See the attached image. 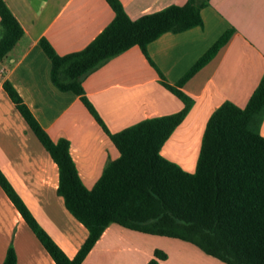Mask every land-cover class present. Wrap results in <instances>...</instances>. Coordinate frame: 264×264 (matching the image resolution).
I'll use <instances>...</instances> for the list:
<instances>
[{
  "label": "crops",
  "instance_id": "0c3cea01",
  "mask_svg": "<svg viewBox=\"0 0 264 264\" xmlns=\"http://www.w3.org/2000/svg\"><path fill=\"white\" fill-rule=\"evenodd\" d=\"M120 1L136 20L189 0ZM5 2L25 34L0 63V168L41 226L72 258L86 242L89 231L67 209L58 192L59 167L16 108L4 82L8 79L13 84L55 141L61 138L70 141L79 174L92 189L108 163L121 154L80 96L61 91L53 83L52 61L40 41L46 38L60 55L81 51L116 14L107 0ZM202 17V26L179 33L167 32L150 43L148 55L140 46H134L83 80L88 99L112 133L184 108L183 100L162 81L189 96L193 108L162 150L171 161L186 162L192 159L187 157L192 152L199 158L211 115L226 101L246 107L264 76V0H209L202 9ZM229 29H234L229 42L179 86ZM261 133L264 135V122ZM181 139L189 140L186 145L192 150L183 155L186 160L173 155L168 147L173 140ZM184 164L195 172L197 164ZM157 236L111 224L83 264H149L156 249L168 254L159 264H187L195 256V251L182 243L185 241L174 238L162 242ZM11 247L17 253L18 264H57L0 185V264ZM201 254L203 264H210V255Z\"/></svg>",
  "mask_w": 264,
  "mask_h": 264
},
{
  "label": "trees",
  "instance_id": "16d2710c",
  "mask_svg": "<svg viewBox=\"0 0 264 264\" xmlns=\"http://www.w3.org/2000/svg\"><path fill=\"white\" fill-rule=\"evenodd\" d=\"M114 20L83 50L60 55L43 38L52 61V80L61 91L79 95L110 136L120 157L108 163L92 189L83 182L66 138L55 141L40 124L13 84L4 88L31 130L51 154L60 173L59 194L71 214L89 231L74 257H69L41 226L0 168V185L57 264H83L111 224L138 232L189 242L227 264H264V76L246 107L224 102L209 118L195 172L162 154L165 144L191 112L194 102L177 86L163 85L183 100L174 114L143 120L112 133L83 86L84 78L134 46L148 55V46L167 32L203 25L209 0H189L132 19L120 0H107ZM0 63L22 39L25 30L5 0H0ZM226 31L179 82L184 85L229 42ZM168 254L156 249L149 264ZM2 264H18L9 248Z\"/></svg>",
  "mask_w": 264,
  "mask_h": 264
},
{
  "label": "rangeland",
  "instance_id": "374dc122",
  "mask_svg": "<svg viewBox=\"0 0 264 264\" xmlns=\"http://www.w3.org/2000/svg\"><path fill=\"white\" fill-rule=\"evenodd\" d=\"M209 3V2H208ZM230 30V29H229ZM228 31V30H227ZM233 36V34H232ZM231 36V37H232ZM187 141L189 143V140L187 139H181L179 141L177 140H173L172 142H170V144H168V147L169 149L173 152V155H177L179 157H181V159L183 158V160L185 159L186 160V157H184L186 154H189L192 150L191 149V146H188L187 147ZM185 143V144H184ZM182 151H185L184 153H182ZM181 154H180V153ZM184 155V156H183ZM187 157H190L192 159H189L186 160L187 163H191L192 165H196L197 164V160H198V156L196 154H193V152L191 153V155L187 156ZM172 160V159H171ZM174 162H176L177 164H179L181 167H183L184 169H186L187 171L191 172L188 168H186V165L184 163L186 162H183V161H180L179 159L177 160H173ZM158 239H160L159 241H174L175 239L174 238H169V237H163V236H157ZM180 241V240H178ZM182 243H185L186 245H188V247H190V249H193L194 253H195V256L192 258V259H189L188 260V263L187 264H203V261L200 259L199 255L200 256H203L204 254H201L203 252L200 251V249L192 244H189V243H186V242H182ZM172 250V247L171 249ZM198 252V253H196ZM200 253V254H199ZM198 254V255H197ZM211 259V263L210 264H225L224 262H221L220 260L216 259V258H213L210 256ZM215 261V262H214Z\"/></svg>",
  "mask_w": 264,
  "mask_h": 264
}]
</instances>
